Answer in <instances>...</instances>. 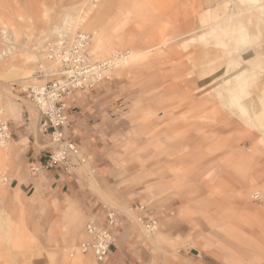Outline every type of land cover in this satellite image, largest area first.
<instances>
[{
  "label": "rangeland",
  "instance_id": "obj_1",
  "mask_svg": "<svg viewBox=\"0 0 264 264\" xmlns=\"http://www.w3.org/2000/svg\"><path fill=\"white\" fill-rule=\"evenodd\" d=\"M104 1L0 0V15L11 16L20 39L12 52L0 57V121H6L11 132L0 153V170L6 178L4 181L0 172V264H61L63 258L71 260L76 255L69 253L82 238L85 210L94 202H85L75 225L74 213L69 212L61 231L50 230L46 212L49 194L42 179L47 169L33 168L40 164L24 167V145L36 135L38 114L22 87L38 81L25 79L23 74L33 73L44 58L46 44L56 40L57 31L64 29L65 18L75 16L85 4L92 10L103 9ZM122 1L112 0L108 15L100 23L103 26L108 22L112 49L95 56L88 48L94 60H111L114 53L145 49L158 31L169 42L145 52L143 58L129 65H139L130 77L112 72L109 80L77 89L67 97L70 131L77 123L80 148L88 152L86 162L75 167L85 168L82 177L89 184L88 190L101 196L98 204L108 203L124 219L114 229V241L119 231L134 234L130 240L148 243L149 253L160 258L162 264L177 251L197 257L204 254L210 264H264V104L256 99L262 81L252 87H256L252 89L256 95L250 90V102L244 100L248 114L235 113L208 89L212 88V78L222 71L220 67L214 75L199 81L207 71L205 63L219 60L223 50L199 38L189 41L203 31V24L213 22V14L223 17L229 7L238 5L243 10L247 4L236 0H131V5L140 4L142 10L132 7L122 13ZM243 18L250 32L259 30L264 40V18L253 12ZM1 29L0 24V51L4 53L9 45ZM78 31L89 33L83 26L75 28ZM36 48L40 50L38 59L28 62L29 52ZM216 64L209 65L208 71ZM257 68L261 67L253 71L260 75ZM185 84L191 86L189 91L183 89ZM197 100L200 102L193 104ZM167 110L172 113L166 114ZM168 123L174 128H168ZM216 128L223 131L221 139L213 134ZM43 139L40 136L38 142L47 143ZM171 154L191 158L186 178L172 177L176 165L165 166ZM127 166L133 168L126 170ZM139 189L151 193L152 202L132 213L129 203L135 206ZM108 191L116 200L104 194ZM119 202L126 203L118 206ZM184 203H188L185 209L174 210ZM151 204L156 228L147 231L141 219H146L143 214ZM69 232L73 237L66 240ZM85 258L92 260L91 255Z\"/></svg>",
  "mask_w": 264,
  "mask_h": 264
},
{
  "label": "built area",
  "instance_id": "obj_2",
  "mask_svg": "<svg viewBox=\"0 0 264 264\" xmlns=\"http://www.w3.org/2000/svg\"><path fill=\"white\" fill-rule=\"evenodd\" d=\"M100 0H90L98 3ZM91 35L78 31L70 38H57L48 42L44 49V60L37 62L33 76L38 81L22 87L40 117L41 134L47 140L49 153L46 160L33 167L50 169L56 166L70 170L86 162L87 157L70 138L71 115L67 97L77 89L91 88L103 79H109L112 70L109 61H96L88 52ZM127 50L120 52L126 53ZM116 53L115 58L120 56ZM4 55V54H2ZM11 132L6 121H0V141L7 142ZM6 181V178L1 176ZM257 197V196H256ZM100 215L92 207L85 211L83 236L69 253L91 254L95 264H109L107 256L114 243L113 230L116 210L102 207ZM145 229L151 231L155 220L141 219Z\"/></svg>",
  "mask_w": 264,
  "mask_h": 264
},
{
  "label": "bare ground",
  "instance_id": "obj_3",
  "mask_svg": "<svg viewBox=\"0 0 264 264\" xmlns=\"http://www.w3.org/2000/svg\"><path fill=\"white\" fill-rule=\"evenodd\" d=\"M231 1H233V0H231ZM236 1L238 2V4H247V8H245L243 10H239L238 5H237V7H235L236 9L229 7L228 14L224 13L225 16L221 17L220 14H222V13H220L219 14L220 16H218V17L219 18L221 17V18L217 21L215 20L218 18L217 14L216 13L213 14L212 16L216 15L215 18H213L215 21L213 20V22H211L207 25L203 24L204 25V26L202 25L203 31H201L200 34H198V36H196L195 38L193 37V38L189 39V41L192 42L196 38H199L200 40H204L206 43H211V45H215V47H217V45L221 47V49L223 50V55H221L219 60H217L215 58L216 61H218V65L216 64L217 63L216 61L214 62V61L209 59L210 61L208 63H205V68H207V71L203 73L202 77H205L208 75H214L215 72L217 71V69H219V67H220V69H222V71L218 75L214 76L210 82V84L212 83V88H210V87L209 88L207 87V88L214 90L217 99H219L220 102L225 107H230L231 110H233V111L237 110L238 112H240L239 114L247 115L248 114V108H246V107H248V106H245L244 100H246V101L250 100V99H247L249 97L250 90H251V93L254 92L252 94L253 96H254V94L255 95L257 94V93H255V90L252 91V89H255L256 87L255 88H252V87H254V85L257 83V81H260V79H262L261 75L263 73L262 71L264 70V44H263L264 40L261 39L262 33H259V30H257L256 33L250 32L249 24H247L243 20L244 19L243 16L247 12H253L258 17L264 18V0H236ZM111 2H112V0H105L103 3V7H104L103 9H100V8L96 9L95 8L93 10L90 7H88L87 4H85L86 7H81L75 16L69 15L67 18H65V16H64L65 27L62 31L61 30L57 31L58 38H63V37L70 38L73 36V34L76 33L75 28H78V26H83V28L86 29L89 32V34L91 35L90 43L88 46L91 54L95 55V56H97L99 54L100 55L101 54H108L109 50L111 48L110 44H109L108 32H107V28H106V25L108 22L106 24H104L103 26L102 25L100 26V23L104 19V17H106V15H108L107 14V7L110 5ZM122 2H123V7H124L122 13L129 12L130 10H132V7L135 10H138V8L142 10V7L140 4L138 5V7L136 5H131L132 3H134L131 0H123ZM88 12H90V13L88 14ZM120 14H121L120 11L118 13H116L117 16H119ZM65 15H66V13H65ZM3 16L0 15V24L2 27L1 34H2V38L7 41L9 48H7V50L4 53L0 51V57L2 54L12 52L11 49L14 48V43H17L20 40L19 39V31L17 29H15V27L13 26L11 16L10 15L5 16V17H3ZM212 16L210 18H212ZM114 17H115V15H114ZM112 20H113V18H112ZM202 28H200V30ZM111 38L112 37H110V41L112 40ZM164 38L165 37H164L163 33L161 31H158L155 34V37H153V39H151L152 41L148 42L149 43L148 46H145L146 47L145 49L136 50L133 53H130V52H126V53H122V54L120 53L121 55L118 56L117 58H113L116 55V53H114V56L111 57L112 59L110 58L111 60H107V61H109V66L113 67V69H114V67H117V66H121L120 68L128 67L133 62H136L140 58H143V56L146 54L145 52L151 51V50L158 48L160 46H163L167 42H169V39L167 40ZM24 43L26 44V40L24 41ZM110 43H112V42H110ZM37 50L38 49L36 48V49H34V51L29 52V53H31L30 59H29V55L27 54L28 55L27 59H29L28 62H34V60L38 59L37 54L40 50L39 51H37ZM28 51L29 50H27V52ZM249 51L252 52V56H250L249 58H244L243 54L246 52H249ZM44 58H42V60H44ZM39 59H41V58H39ZM213 63L216 64L217 66H215V68L212 66L213 68L209 69V71H208L209 65L211 67V65ZM256 67H261V68H257V69H261L260 75H258L259 74L258 72L256 73V71H253V69H255ZM31 72H33V71H31ZM23 78L30 79V80H36L33 76V73L31 74L28 71L26 74H23ZM29 83H31V82L29 81ZM26 84H27V82H26ZM210 84H208V85L210 86ZM260 84H261V89L259 86L260 90L258 92V97H256V99L258 98V100L262 101V103L264 104V86H263L262 82ZM257 90L258 89H256V92H257ZM253 96H252V98H253ZM252 102H253V99H252ZM246 103L248 104V102H246ZM262 103H261V105H263ZM248 105L251 106V104H248ZM254 106L255 105H253V107ZM253 107H251V108H253ZM255 107H257V105ZM235 113H237V112L235 111ZM257 113L258 112H256V114ZM10 114H11V112H10ZM257 115H259V114H257ZM254 116H256V115L254 114ZM11 117H12V115H11ZM6 143L0 141V153L4 152V148L6 147ZM2 164H3V162H2ZM179 167H180V165H179ZM0 168H2V167H0ZM180 168H182V167H180ZM0 172H1V176H2V169L0 170ZM175 172H177V171L175 170ZM227 237H229V236H227ZM11 240H12V238H11ZM81 255H82V253L79 252V253H76V255L71 260L63 258L64 260H62L61 264H84L81 260L82 259ZM61 256H63V255H61Z\"/></svg>",
  "mask_w": 264,
  "mask_h": 264
},
{
  "label": "crops",
  "instance_id": "obj_4",
  "mask_svg": "<svg viewBox=\"0 0 264 264\" xmlns=\"http://www.w3.org/2000/svg\"><path fill=\"white\" fill-rule=\"evenodd\" d=\"M264 44V42H263ZM250 52V53H249ZM243 54L244 58H249L252 56V52L249 51ZM139 66V65H138ZM138 66H129L125 67L123 69H114L115 71L110 72L109 79L111 78L112 74L114 72H119L121 76H127L130 77V75L137 69ZM113 70V69H112ZM113 72V73H112ZM211 75H208L206 77H202L199 79V81H202L206 78H208ZM109 79H103L99 82L107 81ZM262 83L264 84V74L261 79ZM97 82V83H99ZM97 83L95 85H97ZM191 86L185 84L183 86V89L189 91ZM192 101V100H191ZM200 102L197 100L193 104H198ZM68 103V100H67ZM69 107V105H68ZM166 114L172 113V111L167 110L165 111ZM198 113L201 115L202 110H199ZM168 116V115H166ZM198 115H195L197 117ZM38 128H36V135L33 139H27V142L24 145V149L27 153V156L25 158L24 167L31 164H41L43 163L47 155L49 153V147L47 146V143H40L38 142V139L40 136L44 137L41 134L40 130V117L38 115ZM33 123H36L35 121ZM171 124V123H168ZM168 126V125H167ZM168 128H174V125H169ZM167 128V129H168ZM166 129V130H167ZM215 133H213L218 139L222 138L223 131L221 129H214ZM35 132V131H34ZM70 138L71 140L80 147H82L81 140L79 138L78 134V127L77 123H74V126L72 130L70 131ZM45 141V137L43 139ZM81 150V148H80ZM82 154L85 156H88L87 151H82ZM166 160L165 166L169 165H176L173 169V174L177 175L176 178L184 179L186 178L190 173L191 168V158L185 156L182 158L180 155H168ZM230 163L232 164V161L230 160ZM185 164V165H184ZM182 167L180 168L179 167ZM141 167V166H138ZM132 166H127L126 170L132 169ZM84 167H74L70 170H64L62 167L56 166L54 168L47 169L45 171V175L43 176V184L45 186V190L48 192L49 197L47 198V202L49 208H47V217L49 220V227L50 230L53 229L56 232L61 231L62 228H64L65 224L63 222V218L65 217V214H68L69 212H73V218L74 221L73 225L76 224L79 212H83V205L86 201H93L94 205L92 206L93 209L99 213L100 215L104 214L103 206L111 207L108 203H104L103 206L98 204V201H101V196L98 195L95 192L88 190V182L82 177L84 173ZM102 169V168H101ZM101 169L99 171L101 172ZM138 168V173H139ZM182 169V170H181ZM96 170V169H95ZM103 170V169H102ZM175 170H180L178 172H175ZM182 171V172H181ZM98 173V170H96ZM99 172V173H100ZM263 174H260L262 176ZM164 174L161 173V178ZM104 194L108 197L112 196V194L108 192H104ZM145 191V189H139L136 190V195L139 197H136L134 199L135 206L132 202L129 203L128 211L132 213H137L139 208L144 204H150L152 202V199L149 196H153L151 193H148ZM112 199L116 200L115 197L112 196ZM97 202V203H95ZM123 203L126 202H119L117 203L118 206H122ZM136 203H140L136 206ZM188 203L182 204V206H178L174 210L176 211L178 208L187 206ZM70 208V209H69ZM88 208V207H87ZM89 208H91L89 206ZM114 208V207H112ZM148 209L145 210V213L143 214L147 220H155L153 219L156 214L154 213V205H150L147 207ZM115 209V208H114ZM116 210V209H115ZM86 211V210H85ZM151 212V213H150ZM117 218H116V224L115 227L119 224L124 223V219L121 214L116 210ZM80 217V216H79ZM86 218L84 217V223ZM156 221V220H155ZM114 227V229H115ZM83 228H80L83 236ZM156 228V226H155ZM153 228V229H155ZM153 229L151 231H153ZM147 230V229H146ZM148 231V230H147ZM114 232V230H113ZM131 236H134V234H130L125 231H119L117 234V239L114 241V243L111 246V251L109 255L107 256V262L109 264H162V261L160 258H157V256H152V254L149 253L150 246L145 241H135L134 239L131 241ZM137 236V235H136ZM73 237L72 233L69 232L66 240H71ZM85 255H91V254H82V262L84 264H95L94 259H87L85 258ZM92 256V255H91ZM197 257L195 255H186L182 252L173 253L171 254V258H164L167 260L166 264H210V261L208 259H205L206 255H201V253L198 254ZM164 262V260H163ZM165 264V263H164Z\"/></svg>",
  "mask_w": 264,
  "mask_h": 264
},
{
  "label": "water",
  "instance_id": "obj_5",
  "mask_svg": "<svg viewBox=\"0 0 264 264\" xmlns=\"http://www.w3.org/2000/svg\"><path fill=\"white\" fill-rule=\"evenodd\" d=\"M193 253H196V251H195V250H193Z\"/></svg>",
  "mask_w": 264,
  "mask_h": 264
}]
</instances>
